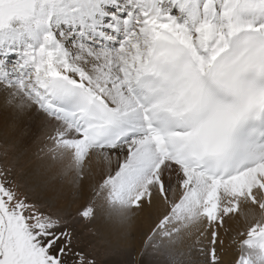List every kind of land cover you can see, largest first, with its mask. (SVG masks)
Here are the masks:
<instances>
[{
    "label": "snow or ice",
    "instance_id": "6c2138e0",
    "mask_svg": "<svg viewBox=\"0 0 264 264\" xmlns=\"http://www.w3.org/2000/svg\"><path fill=\"white\" fill-rule=\"evenodd\" d=\"M0 114V161L37 120L69 178L0 163V264H98L95 221L140 215L142 255L264 264V0H0Z\"/></svg>",
    "mask_w": 264,
    "mask_h": 264
},
{
    "label": "bare ground",
    "instance_id": "6f19581e",
    "mask_svg": "<svg viewBox=\"0 0 264 264\" xmlns=\"http://www.w3.org/2000/svg\"><path fill=\"white\" fill-rule=\"evenodd\" d=\"M10 60L11 56L9 58V61ZM2 118V114H0V119ZM29 127L32 129V135L20 139L16 145V147L22 150L24 159L26 161H31V164L33 163L30 169V166H27L25 174L29 175L32 182L45 187L49 194L56 196L60 199L61 203H65L66 201L64 198L68 194L69 178L63 176L62 169L66 161H58L55 151H49L50 148L55 147L49 139V137L54 135V132L49 129L41 128L37 120L29 121ZM113 166H115V163H113ZM93 169V177L94 179H98L100 168L94 163ZM90 192L91 190L86 187L84 196H87ZM75 207H79V204ZM161 211H163L162 208ZM157 215H159V213H157ZM234 216L235 219L229 222L224 232L226 239L229 235H231V237H236L237 231H246L253 219V214H249V216L245 218L243 211L235 213ZM152 226L153 221L146 215L133 217L130 224L124 226L114 224L101 217L97 229L111 244L119 246V248H127L137 254L144 248L147 234ZM239 239H243V237H239L238 240ZM188 242H190V240L186 239L185 244ZM238 255L239 252L236 245H231L224 257L225 264H233V261H235Z\"/></svg>",
    "mask_w": 264,
    "mask_h": 264
},
{
    "label": "rangeland",
    "instance_id": "374dc122",
    "mask_svg": "<svg viewBox=\"0 0 264 264\" xmlns=\"http://www.w3.org/2000/svg\"><path fill=\"white\" fill-rule=\"evenodd\" d=\"M0 163H3L6 167L15 165L17 173H19L20 170H23V172L25 173L27 166H30V169L33 164H31V161H26L24 159L23 152L18 147H16L14 151L10 152L6 157H4L3 160L0 161ZM91 196L92 193L90 192L87 196H84V200L87 201ZM98 222L99 219L94 223V228L96 226L95 229L97 230V236L94 240V243L95 255L98 264H167L166 259L162 255H142L145 246L140 252H138L139 254H136V252L127 248H119V246L111 244L97 229ZM80 230L84 231L83 227H81ZM85 236H87L86 232ZM88 238L92 239L91 237Z\"/></svg>",
    "mask_w": 264,
    "mask_h": 264
}]
</instances>
